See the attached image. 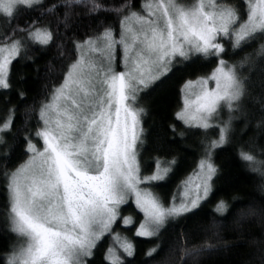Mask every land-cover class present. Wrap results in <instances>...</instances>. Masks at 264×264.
I'll use <instances>...</instances> for the list:
<instances>
[{"label":"snow or ice","instance_id":"obj_1","mask_svg":"<svg viewBox=\"0 0 264 264\" xmlns=\"http://www.w3.org/2000/svg\"><path fill=\"white\" fill-rule=\"evenodd\" d=\"M14 60L38 78L43 60L31 103ZM201 61L214 67L194 68L173 101H158L170 116L154 134L150 94ZM190 134L197 158L169 200L159 184L180 168ZM234 161L259 175L261 201L231 221L239 236L212 217L197 239L185 228L204 204L229 209L219 194ZM0 188V264H131L121 228L154 241L142 264H199L243 240L245 220L260 231L236 264H264V0H0ZM176 228L172 255L158 260Z\"/></svg>","mask_w":264,"mask_h":264},{"label":"trees","instance_id":"obj_2","mask_svg":"<svg viewBox=\"0 0 264 264\" xmlns=\"http://www.w3.org/2000/svg\"><path fill=\"white\" fill-rule=\"evenodd\" d=\"M143 2V0H141ZM80 31L83 33L85 29L81 28ZM258 47V42L256 44H252L249 47H245L242 51H238L235 56L226 57V59H240L242 58L247 52H251L253 48ZM41 65V78L37 77V73L33 71L35 67L30 62H26L24 60H14L13 61V78L15 79L17 74H22L26 77V83L23 85L25 88L31 89L28 92L27 96V103H31L35 94L40 90L41 85L43 84V60L39 61ZM214 67L213 64H205L203 61L197 63L196 65L190 66L187 69H179L176 71L177 74V81L184 78H195V76H188V73L192 72L195 68L197 70V74H205L211 71V68ZM177 86L175 88L170 89L166 94V101H173L175 99V92ZM12 95V94H10ZM13 101L15 103H19L20 100L18 97L12 95ZM149 103H154L152 101H148ZM155 104V103H154ZM156 105V104H155ZM152 115L148 117V121L146 123V127L151 126V129L154 134H157L161 131V126L164 125V121L169 119L170 112L168 111L167 105L165 109H160L158 105L153 107ZM170 135V134H169ZM251 133H249V136ZM249 137L244 136L243 139L247 140ZM184 145L187 146V151H182L180 153L182 160L181 166L177 170L176 174L173 175L167 182H161L159 184L158 191L165 194V196L170 200V194L176 191V186L181 179L184 178L187 172L191 171V168L194 166L197 154V135H189V138L186 141L182 142ZM154 146L149 144L146 146V150L143 152V159L145 167H151L153 170L155 168V163L153 160L149 159L156 155L155 152L152 151ZM228 171L231 174L232 179L230 180L227 187V192H220V196H224L228 199L229 202V209L223 215L215 213L213 211L214 204L216 199H212L209 203L203 205L202 211L199 215L188 222L186 225L185 230H196V233H200V230L203 226H206L209 220L212 217L217 218L218 220H222L224 222L223 230L225 229H235V226L231 223L234 219L237 212L241 209H245L252 203H259L261 201V193L258 191L257 185L259 183V175L254 173L248 169H246L243 165H241L238 161H234L233 164L229 167ZM218 186L225 187L224 185L220 184ZM235 196L237 199L233 200L232 197ZM4 203V195L3 189L0 188V207L3 206ZM183 224V221H181ZM243 228H247L249 232V237L251 235H258L260 231L259 223H250L249 220H245L243 224ZM120 231L122 234H126L133 239L135 244V251L136 255L134 258H128L131 261V264H142V261L145 259V250L151 247L154 243L151 239H143L134 236L133 229H123L121 228ZM179 232V228L170 230L168 234L164 237V249L158 254V260H164L168 256L172 255V253L167 252L168 244L170 243L172 238H175ZM158 242V241H157ZM3 241H0L2 244ZM249 251L248 245L241 249L238 253L239 260L242 258L244 254ZM207 256V255H206ZM206 256L198 258L199 264H203V261L206 259ZM148 264H154V261H148ZM189 264H192L190 261Z\"/></svg>","mask_w":264,"mask_h":264},{"label":"rangeland","instance_id":"obj_3","mask_svg":"<svg viewBox=\"0 0 264 264\" xmlns=\"http://www.w3.org/2000/svg\"><path fill=\"white\" fill-rule=\"evenodd\" d=\"M177 86V74L176 72L172 75L171 79L166 81L165 84L160 85L154 92L150 94L149 101L154 102L160 107V109H165L164 104L158 103V101L166 100L167 92ZM210 86H214L211 84ZM200 233H196V238H199ZM222 235L225 237L233 238L240 235L235 229H225L222 231ZM243 240H235L233 246L227 249L226 251H217L206 256V259L203 261V264H236L239 260L238 253L241 249L247 246V239L249 238V232L247 228H244Z\"/></svg>","mask_w":264,"mask_h":264}]
</instances>
